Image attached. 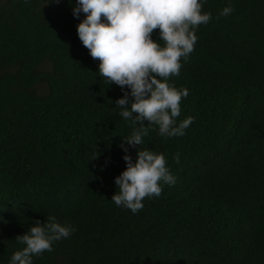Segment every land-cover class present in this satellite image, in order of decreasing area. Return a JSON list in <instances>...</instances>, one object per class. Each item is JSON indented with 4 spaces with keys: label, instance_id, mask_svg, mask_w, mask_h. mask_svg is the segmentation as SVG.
I'll return each mask as SVG.
<instances>
[{
    "label": "trees",
    "instance_id": "16d2710c",
    "mask_svg": "<svg viewBox=\"0 0 264 264\" xmlns=\"http://www.w3.org/2000/svg\"><path fill=\"white\" fill-rule=\"evenodd\" d=\"M75 3L0 0V264L50 216L76 231L33 264H264V0L203 5L212 19L168 79L189 91L177 124L194 123L165 138L145 121L129 147L133 162L163 154L175 178L137 214L111 198L139 125L79 40ZM152 38L163 46L159 29Z\"/></svg>",
    "mask_w": 264,
    "mask_h": 264
},
{
    "label": "clouds",
    "instance_id": "9594fccd",
    "mask_svg": "<svg viewBox=\"0 0 264 264\" xmlns=\"http://www.w3.org/2000/svg\"><path fill=\"white\" fill-rule=\"evenodd\" d=\"M206 3L207 0H76L72 8L76 19L85 14L77 26L78 38L90 56L100 61L99 76L108 86L114 84L123 92V98L116 101L122 110L119 115L139 125L122 139L126 170L115 178L119 191L111 198L117 207L133 214L143 209L145 198L162 194V184H175L163 154L138 149L133 162L128 152L129 147L140 146L148 134L145 121L158 125L159 134L165 138L183 136L194 123L188 117L177 124L181 101L189 91L177 89L168 79L180 75L181 59L186 61L197 43V28L211 21L212 14L202 11ZM232 12L231 7H225L220 15L227 17ZM156 29L163 46L152 38ZM174 159L180 163L179 154ZM75 231L54 216L43 224L36 221L26 234L16 237L24 247L12 255L9 264H33L34 256L52 252L54 243L70 238Z\"/></svg>",
    "mask_w": 264,
    "mask_h": 264
}]
</instances>
